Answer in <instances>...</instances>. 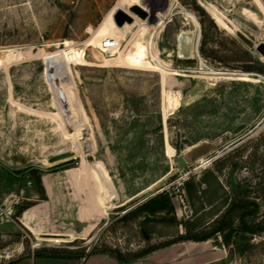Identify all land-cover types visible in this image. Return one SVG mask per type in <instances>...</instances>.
<instances>
[{"label":"rangeland","instance_id":"rangeland-1","mask_svg":"<svg viewBox=\"0 0 264 264\" xmlns=\"http://www.w3.org/2000/svg\"><path fill=\"white\" fill-rule=\"evenodd\" d=\"M122 4L0 0V167L26 198L31 185L44 196L36 176L71 168L85 210L104 214L91 231L36 238L38 249L24 238L26 251L133 258L172 242L171 264H264V0H139L148 17L117 26ZM144 28L172 72L149 47L151 64L124 60ZM102 30L121 42L112 59L91 41ZM80 48L83 62L65 60ZM161 193L173 210L138 211Z\"/></svg>","mask_w":264,"mask_h":264},{"label":"crops","instance_id":"crops-1","mask_svg":"<svg viewBox=\"0 0 264 264\" xmlns=\"http://www.w3.org/2000/svg\"><path fill=\"white\" fill-rule=\"evenodd\" d=\"M71 168L59 169L41 174V184L45 198H39L32 185L27 188L30 197L26 200L32 203L18 216L14 223L0 225V246L16 248L23 243L21 255L7 264H171L172 254L161 257L169 248H160L148 254L120 261L115 254L109 251H95L87 255L57 252L63 256L38 255L26 251L22 239V231L25 230L31 236L32 241L51 239L55 236L69 233H83L91 231L104 214L101 207L96 204L94 213L86 211L84 204L87 201V190L83 176L76 178ZM11 178L5 169L0 167V199L8 198L20 191V185ZM150 188V187H149ZM91 195V193H90ZM92 198H94L92 196ZM77 222L81 227L77 229ZM39 244L35 247L38 249ZM160 256L156 260L153 257Z\"/></svg>","mask_w":264,"mask_h":264},{"label":"bare ground","instance_id":"bare-ground-1","mask_svg":"<svg viewBox=\"0 0 264 264\" xmlns=\"http://www.w3.org/2000/svg\"><path fill=\"white\" fill-rule=\"evenodd\" d=\"M122 5H120V7H123V5H128V6H132V5H135V4H138L139 3V0H122ZM143 6V5H142ZM206 9L208 10V12L212 15V17L216 20V22L222 26V27H228L226 21L224 20L223 18V15L214 7L212 6H206ZM146 11H148V7L145 8ZM137 17L134 15V18ZM111 18V16H110ZM112 19H110L111 21ZM195 20V19H194ZM196 23V22H195ZM197 25V24H196ZM146 28H144L141 33L139 34V37L137 38L136 42H135V45H134V48L129 50L127 53H126V56L124 60L129 61L130 64H143V65H147V64H151V60H154L155 62H157L156 60V55L155 53L151 50L152 49V41H145L143 39V33L145 31ZM111 39V38H114V37H108L106 35V32L104 30L100 31L99 33H97L95 36H93V38L91 39L92 43L96 46H99L102 50L104 48V40H107V39ZM145 47H149V49L151 50V60H147L146 56H145V53H144V49ZM76 49V48H75ZM147 49V48H146ZM118 49H116L113 53H111L109 56H112L110 59L114 58V54L116 53ZM148 52V51H147ZM16 53V52H15ZM9 54V53H8ZM11 54V53H10ZM9 54V55H10ZM150 55V54H149ZM15 57H19L20 56V53H16L14 55ZM13 57V56H12ZM263 58V57H261ZM66 61H74V62H83L84 61V50L83 49H78V50H74L72 52H70L67 56H66ZM64 60V61H65ZM127 62V63H129ZM64 64V63H63ZM169 65V64H168ZM168 65H164V64H161L160 61L159 63L157 62V65L156 68L157 69H160V70H163L164 72L166 73H169V72H172V68L169 67ZM152 67V66H151ZM62 70V69H61ZM214 74H225L223 72H213ZM232 74H235V73H232ZM213 78H221L220 76H214ZM246 78V77H245ZM250 79V78H249ZM63 80V85H65L66 87V90L68 91V84L66 82V80ZM216 80V79H215ZM214 83V82H213ZM170 109V107H169ZM59 120V119H58ZM72 146V145H71ZM74 146V145H73ZM72 146V147H73ZM76 146H74L75 148ZM71 149V148H70ZM73 152H75L73 149H71ZM75 155V153H74ZM73 155V156H74ZM71 156V157H73ZM42 162L45 163V161L47 163H49L47 161V158H43V160H41Z\"/></svg>","mask_w":264,"mask_h":264},{"label":"built area","instance_id":"built-area-1","mask_svg":"<svg viewBox=\"0 0 264 264\" xmlns=\"http://www.w3.org/2000/svg\"><path fill=\"white\" fill-rule=\"evenodd\" d=\"M120 40L118 38H109L104 40L103 52L106 54L113 53L116 49L120 47ZM31 185V181L27 182ZM25 199L24 191L21 189L19 193L9 196L5 199H0V225L5 223H14L18 219L16 210L21 201ZM28 238L31 243L32 250L38 245L37 242H33L29 233L25 230L22 231V239ZM47 241V240H45ZM23 243L21 242L16 248H9L5 246H0V264H7L15 259H17L23 252Z\"/></svg>","mask_w":264,"mask_h":264},{"label":"trees","instance_id":"trees-1","mask_svg":"<svg viewBox=\"0 0 264 264\" xmlns=\"http://www.w3.org/2000/svg\"><path fill=\"white\" fill-rule=\"evenodd\" d=\"M36 179V183L39 187V189L41 191H43V186L41 184V176L38 175L35 177ZM45 198V195L42 197V199ZM241 204L238 205V207H240ZM27 207H29V205H19L17 207V210H16V213H17V216H19L22 211H24ZM164 209H169V210H173V206L171 204V201L167 195V193H161V194H158L156 195L155 197L149 199L148 201H146L145 203H143L139 208H138V211H145L147 212V216L150 217V215H153L157 212H161L163 211ZM209 236H202V237H190V239H193L195 241H203L205 239H207ZM169 244H172V242H170ZM169 244H165L163 246H155V247H152L150 249H148L147 251L143 252L142 254H140L139 256H135L133 258H124L120 253L116 252V251H113V253L115 254V256L117 257L118 260L120 261H127V260H130V259H135V258H139L149 252H152V251H155L157 249H160L164 246H167ZM36 254L38 255H50V256H63L57 252H53V251H46V250H42V251H38Z\"/></svg>","mask_w":264,"mask_h":264},{"label":"water","instance_id":"water-1","mask_svg":"<svg viewBox=\"0 0 264 264\" xmlns=\"http://www.w3.org/2000/svg\"><path fill=\"white\" fill-rule=\"evenodd\" d=\"M167 8V6L164 8V10ZM152 16L155 14L153 12L150 13ZM134 15L137 17H140L142 19H146L148 17V13L145 10V8L142 7L140 4H135L130 6L129 11H126L124 9H117L113 13V19L117 26H123L125 23H132L134 21ZM74 155V152L72 150L67 151H61L58 154H55L49 158V162H56L60 160H64L68 157H71ZM176 163L179 167L186 166L187 162L182 155H178L175 158ZM81 227V223L77 222V229L79 230Z\"/></svg>","mask_w":264,"mask_h":264}]
</instances>
